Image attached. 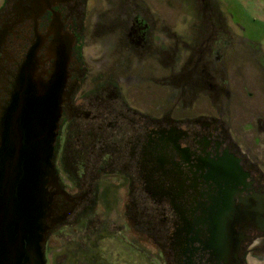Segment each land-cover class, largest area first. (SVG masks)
<instances>
[{
	"label": "flooded vegetation",
	"instance_id": "1",
	"mask_svg": "<svg viewBox=\"0 0 264 264\" xmlns=\"http://www.w3.org/2000/svg\"><path fill=\"white\" fill-rule=\"evenodd\" d=\"M165 1L174 22L149 0H0V157L25 90L56 92L50 235L84 219L154 264H264V99L245 96L264 66L215 0Z\"/></svg>",
	"mask_w": 264,
	"mask_h": 264
},
{
	"label": "water",
	"instance_id": "2",
	"mask_svg": "<svg viewBox=\"0 0 264 264\" xmlns=\"http://www.w3.org/2000/svg\"><path fill=\"white\" fill-rule=\"evenodd\" d=\"M53 93L28 88L4 122L0 159V264H46L44 247L57 187L53 163L59 106ZM51 222L52 226H48Z\"/></svg>",
	"mask_w": 264,
	"mask_h": 264
},
{
	"label": "rangeland",
	"instance_id": "3",
	"mask_svg": "<svg viewBox=\"0 0 264 264\" xmlns=\"http://www.w3.org/2000/svg\"><path fill=\"white\" fill-rule=\"evenodd\" d=\"M215 1L221 10L233 17L234 22L240 23V25L247 29L246 32L249 37V42H251L248 44L251 48L254 47L250 53L253 52L258 55L261 59L258 60V62L264 66V0ZM149 2L153 4L169 22L175 21L177 15L176 10H178L179 6L181 7L177 2H174L173 6H171V3H166L165 0H149ZM262 70V78L264 79V67ZM253 79L254 78H251L250 80L253 81ZM254 83L256 87L259 86L258 81L255 80ZM245 96L251 102L255 100L254 103L262 104L260 100L264 99V92L258 88V90L253 92H245ZM64 137L65 136L61 139L62 144L64 143ZM62 153L63 149L61 148L58 160L61 158ZM109 191L107 193H109ZM78 212V215L76 213L71 217L70 223L75 222L83 213L81 210ZM84 224L85 221L82 219L76 226L75 232L68 231L67 229H60L64 234L59 235H56V231L50 235V230L55 228L57 225L56 223L49 230L50 233L47 235L45 247L47 259L50 264H72V261L77 263H83L84 261L90 263L91 261H95L97 264H99L100 261H109V264H154V262L149 259V255L146 252L141 253L136 249H128L124 244L120 243L117 238H102V235L98 243V239L95 237L92 238L90 234H88L89 238L87 239L86 234L83 232ZM83 238L87 241H84ZM84 243H87L88 249L86 250L82 249ZM58 247H62V250L57 251ZM65 258L67 259V263L64 261ZM68 260L70 261L68 262Z\"/></svg>",
	"mask_w": 264,
	"mask_h": 264
}]
</instances>
